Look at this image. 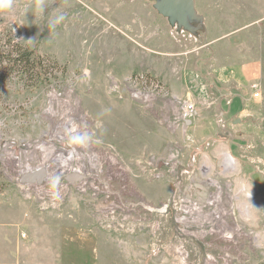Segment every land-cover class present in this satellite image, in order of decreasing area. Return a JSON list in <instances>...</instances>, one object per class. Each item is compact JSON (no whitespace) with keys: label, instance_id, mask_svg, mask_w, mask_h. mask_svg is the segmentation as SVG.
Segmentation results:
<instances>
[{"label":"rangeland","instance_id":"374dc122","mask_svg":"<svg viewBox=\"0 0 264 264\" xmlns=\"http://www.w3.org/2000/svg\"><path fill=\"white\" fill-rule=\"evenodd\" d=\"M193 1L0 0V264H264V0Z\"/></svg>","mask_w":264,"mask_h":264},{"label":"water","instance_id":"95a60500","mask_svg":"<svg viewBox=\"0 0 264 264\" xmlns=\"http://www.w3.org/2000/svg\"><path fill=\"white\" fill-rule=\"evenodd\" d=\"M155 11L166 18L171 26L176 25L189 34L195 35L201 29V18L196 14L193 0H153ZM44 172L39 170L21 176L20 183H41ZM72 178H70L71 180ZM78 179L74 177L73 180Z\"/></svg>","mask_w":264,"mask_h":264},{"label":"built area","instance_id":"2783aa9c","mask_svg":"<svg viewBox=\"0 0 264 264\" xmlns=\"http://www.w3.org/2000/svg\"><path fill=\"white\" fill-rule=\"evenodd\" d=\"M141 83L142 84H148L150 86H154L155 85L153 82H149L148 83L142 77L135 78V80H133V81L130 80L129 82L126 83V85H129L131 87V97L132 98L138 99L140 97L144 98V96L147 97L148 93L145 95V94H143L140 91L139 85ZM118 88H119V86L117 85L116 82L112 81L110 83V89H111L112 92L116 91V89H118ZM154 89H156V87ZM252 90H253L254 93L252 94L251 99L256 100L257 98H259V93L257 92L255 86L252 88ZM152 93H154V90L152 91ZM176 103L178 105L177 120L183 122L184 124H187L195 115V107H194V105L188 99H184V100H181V99L177 100L176 99ZM68 148L69 149H65V148L56 149L54 147L52 148L51 146H46V147L42 148L43 149L42 152H44V158H45V156L47 154L49 156H51L52 154H54L55 151H58L61 154H66V153H69V152L73 151V147L72 146H69ZM87 156L88 155L81 154L80 156H76V158H72V159H70L68 157L71 160V162H69V166L71 167L70 171H68L69 169H67V166H65V167L62 166L61 167V165H60L61 162L60 161H57L56 163L55 162L54 163H55L56 166H58L61 169L62 172H67L69 174H72L70 178H72V176L78 178V177H80L79 173L81 172V170L85 168L84 165H81V162L85 161L87 159ZM63 158H65V157L63 156ZM86 164H87L88 167H91V168L94 167L95 166V159L92 160V161H90V159H87ZM75 170H77L79 173L78 174H74Z\"/></svg>","mask_w":264,"mask_h":264},{"label":"bare ground","instance_id":"6f19581e","mask_svg":"<svg viewBox=\"0 0 264 264\" xmlns=\"http://www.w3.org/2000/svg\"><path fill=\"white\" fill-rule=\"evenodd\" d=\"M48 155V154H47ZM46 155V156H47ZM46 156H45V158H46ZM63 156L65 157V158H63ZM76 156H79L78 154H77V151H76V149L75 148H73V151H71V152H69V153H66V154H61V153H57L56 155H54V159H53V161L56 163L57 161H60L61 163H60V165H61V167L63 166V167H65V166H67V169H69L68 171H70L71 170V167L69 166V162H71V160L70 159H72V158H76ZM70 159H69V158ZM87 159H90V161H92V160H94L95 159V156L93 155V154H90V155H88L87 156ZM77 162V161H76ZM232 160H231V158H229V156H225V164H226V168H228V167H230L232 164ZM39 169L42 171L43 170V172L45 171V172H48L49 173V171L50 170H52V169H50L49 170V168H48V166L45 168V169H41V168H38V169H36L34 172H36V171H39ZM55 168L53 167V170H54ZM27 170H29V169H27ZM55 170H57V169H55ZM24 173V172H23ZM22 173V174H23ZM79 172L77 171V170H75V172H74V174H78ZM21 173H20V175H22ZM28 174V173H27ZM80 174V173H79ZM48 178H49V176H48ZM48 178H47V180H48Z\"/></svg>","mask_w":264,"mask_h":264},{"label":"trees","instance_id":"16d2710c","mask_svg":"<svg viewBox=\"0 0 264 264\" xmlns=\"http://www.w3.org/2000/svg\"><path fill=\"white\" fill-rule=\"evenodd\" d=\"M15 51H16V57H17V61L16 62H20L23 61L25 64H27V62L32 58V52H28V51H23L22 53L19 52V50L21 48H19L18 46H14ZM21 51V50H20Z\"/></svg>","mask_w":264,"mask_h":264},{"label":"clouds","instance_id":"9594fccd","mask_svg":"<svg viewBox=\"0 0 264 264\" xmlns=\"http://www.w3.org/2000/svg\"><path fill=\"white\" fill-rule=\"evenodd\" d=\"M254 243L257 247H264V237L257 233L254 239Z\"/></svg>","mask_w":264,"mask_h":264},{"label":"crops","instance_id":"0c3cea01","mask_svg":"<svg viewBox=\"0 0 264 264\" xmlns=\"http://www.w3.org/2000/svg\"><path fill=\"white\" fill-rule=\"evenodd\" d=\"M179 98V97H178Z\"/></svg>","mask_w":264,"mask_h":264}]
</instances>
